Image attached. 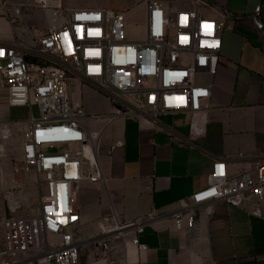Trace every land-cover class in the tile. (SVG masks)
Segmentation results:
<instances>
[{"label": "built area", "instance_id": "1", "mask_svg": "<svg viewBox=\"0 0 264 264\" xmlns=\"http://www.w3.org/2000/svg\"><path fill=\"white\" fill-rule=\"evenodd\" d=\"M32 1L59 13L60 24L38 37L34 48L0 46V88H6L11 107L30 110L25 121L3 125L0 137L18 135L20 161L13 174L32 176L40 194L34 214L0 221V264H79L81 255L90 262L112 263L111 242L126 234H131L132 246L145 251L139 236L166 215L150 212L129 221L112 216L100 234L80 238L78 185L103 180L101 141L117 121L181 114L188 118L191 137L203 134L212 92L207 78L217 73L221 25L201 16L198 3L190 10L169 12L163 0H147L140 36L133 37L121 12L71 10L61 0ZM259 11L256 7L255 16ZM257 28L262 25L257 23ZM70 80L106 98L109 113L86 116L81 100L71 97ZM85 119L102 128L87 130ZM248 198L255 202L252 214L260 216L264 162L233 176L224 163L214 162L205 188L182 200L170 220L175 231L191 234L198 207L205 206L210 214L215 202L241 208Z\"/></svg>", "mask_w": 264, "mask_h": 264}, {"label": "crops", "instance_id": "2", "mask_svg": "<svg viewBox=\"0 0 264 264\" xmlns=\"http://www.w3.org/2000/svg\"><path fill=\"white\" fill-rule=\"evenodd\" d=\"M26 1L0 0V46L34 48L36 40L28 42L21 27ZM163 2L169 12L190 10L198 3L201 16L221 25L217 73L207 78L212 87L207 124L198 137L190 136L188 118L181 114L120 120L105 130L99 157L103 180L78 185L80 238L100 234L111 225L112 216L129 221L155 212L167 218L144 228L139 243L147 250H137L130 244L131 234H126L111 242L112 263L90 262L81 255L79 264H264V202L260 216L252 214L251 198L241 208L215 202L210 214L200 206L191 234L175 231L170 220L182 200L205 188L214 162L224 163L230 176L264 162V0ZM61 3L71 10L109 9L103 0ZM25 59L33 62L30 56ZM107 104L101 114L93 115H107ZM12 108L6 88H0V126L25 121L10 119ZM82 123L92 131L103 125L88 119ZM13 137L18 138L20 154V139ZM110 147L114 149L107 156ZM19 181L14 179L13 185L21 187ZM8 185L3 183V189Z\"/></svg>", "mask_w": 264, "mask_h": 264}, {"label": "rangeland", "instance_id": "3", "mask_svg": "<svg viewBox=\"0 0 264 264\" xmlns=\"http://www.w3.org/2000/svg\"><path fill=\"white\" fill-rule=\"evenodd\" d=\"M14 1V0H13ZM73 1H98V0H73ZM109 4V9L113 11H122L128 23V32L131 36H140L142 23L145 16V3L147 0H103ZM133 4L126 8L129 3ZM26 6L21 9L22 21L21 27L26 30L27 40L35 41L46 32L48 28L56 27L60 24L59 13L45 11L36 5L32 0L26 1ZM62 7L64 8L65 6ZM12 23L19 22L18 19L11 18ZM72 99L79 98L84 104L86 116L101 114L99 111L107 104V99L100 95L94 88L70 80ZM85 87V88H84ZM109 103V102H108ZM108 105V104H107ZM110 111V107H109ZM32 116H37L36 108H31ZM30 110L27 107H13L11 109L10 119L16 121L26 120L29 117ZM2 126H0L1 131ZM15 131V128H12ZM1 135V134H0ZM19 141L17 137L9 140H2L0 137V221L9 216L32 215L37 210V198L39 190L33 186V178L30 175L16 176L13 174V168L18 164L20 154L18 152ZM18 179L21 187L13 185V180ZM10 182L8 189H3V183ZM1 237V231H0ZM1 247V245H0Z\"/></svg>", "mask_w": 264, "mask_h": 264}, {"label": "bare ground", "instance_id": "4", "mask_svg": "<svg viewBox=\"0 0 264 264\" xmlns=\"http://www.w3.org/2000/svg\"><path fill=\"white\" fill-rule=\"evenodd\" d=\"M61 2V1H60Z\"/></svg>", "mask_w": 264, "mask_h": 264}]
</instances>
